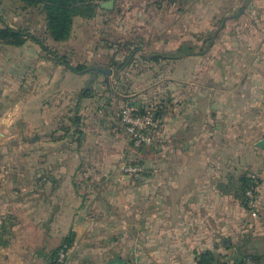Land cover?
<instances>
[{
	"label": "crops",
	"instance_id": "0c3cea01",
	"mask_svg": "<svg viewBox=\"0 0 264 264\" xmlns=\"http://www.w3.org/2000/svg\"><path fill=\"white\" fill-rule=\"evenodd\" d=\"M109 1L111 11L116 0ZM220 11L221 28L203 55L164 62L168 69L161 76L173 83L167 90L170 99L161 104L155 146L148 150L152 152L134 150L118 130L111 107L99 116L102 108H96L95 97H76L74 112L80 125H68L76 131L70 166L65 151L71 149L52 148L63 138L51 139L60 130L52 128L55 120L48 118L49 108L33 109L32 118L42 114L43 126H50L44 163L32 167L37 175L30 183L14 178L0 182V225L24 210L18 191L25 184L32 188L34 220L39 210L47 222L45 230H30L35 236L30 264L41 259L46 264V247H58L70 232L74 238L66 264L103 259L107 264L114 257L128 264H195L196 256L205 251L229 253L225 246L254 250L249 240L264 231V149L259 147L264 142V0H207L197 27L211 31ZM170 29L175 31L173 25ZM176 33L161 41L167 51L178 48ZM184 63L189 67L176 76L175 68ZM111 81L104 80L109 91L103 100L109 101L111 89L119 98L127 97L109 87ZM4 92L14 90L0 88V105L7 98L1 96ZM3 106L0 125L6 126L17 119L18 108L28 109L17 96ZM133 162L143 171L124 173L123 164ZM242 176L256 179L254 218L229 191L239 187ZM260 220L263 229L258 228ZM17 251L11 242L0 247V262L13 264Z\"/></svg>",
	"mask_w": 264,
	"mask_h": 264
},
{
	"label": "rangeland",
	"instance_id": "374dc122",
	"mask_svg": "<svg viewBox=\"0 0 264 264\" xmlns=\"http://www.w3.org/2000/svg\"><path fill=\"white\" fill-rule=\"evenodd\" d=\"M93 1L100 4L109 0ZM114 3L111 11L98 8L92 18H75L70 38L65 42L56 43L46 34L44 15L40 6H29L18 0H0V27L9 26L26 34L21 47L0 45V88L14 90L13 93H6L7 95L5 92L1 94L2 97L7 98L4 100L5 103H1L0 111L4 108L3 104L10 102L16 96L19 97L20 103L24 101V104L28 105V109L24 106L25 109L16 110L17 119L11 125H0V134H3L0 136V153L5 150V155L0 158V182L12 178L23 184L36 180L37 174L31 171L32 167L43 165V156L49 150V141L59 137L63 138V141L54 142L52 148L61 146L64 151L71 149L72 152L65 151L68 157L67 164L74 165L73 149L76 146L74 142L76 137L73 135V129L67 133L61 129L68 128L71 124L68 117L74 116L76 97L85 88L92 90L91 97H95L96 102L98 101L96 108H102L99 116H104V111H110L108 108L111 107L113 117L119 119L120 109L134 102L138 108L145 105L158 108L162 102L170 99L167 90L171 88L173 82L161 76L164 74L163 70L168 69L165 66L167 63L143 61L138 52L133 54L135 56H132L133 59L123 69L115 72L112 61L122 63L119 60L129 55L128 43L142 50V54L147 57L151 54H165L167 50L161 41L175 32L179 45L187 43L201 46L209 33H213L216 29L220 30L224 15L221 11L216 13L211 23L214 28L208 33L197 27V18L202 21L201 15L205 11L207 0L184 2L178 0L175 6H171L168 0H116ZM172 25L175 27L173 32L170 29ZM30 35L36 37L47 50L42 51L30 40ZM53 53L57 57L65 56L72 66L85 65L87 72L81 78L74 77L76 76L74 73L51 59ZM188 67L186 63L177 65L175 75L179 76L180 71ZM97 68L114 71V75L104 76L100 72H94ZM106 78L112 80L107 84L109 87L114 86V89L127 97L119 98L111 89V98L108 101L110 104L103 100L109 91L104 85ZM117 102H121L120 105ZM45 107L49 108L48 118L54 117L52 128L56 127L60 130L58 135H54L49 140L46 132H49L50 126H43V115L36 119L32 118L33 109L42 111ZM8 112L12 113L11 110ZM115 122L117 124L119 121ZM139 149L152 152L148 150L153 148ZM128 164L131 163L123 166ZM24 187L18 191V198L22 200L21 206L24 210H17L18 214L13 215L11 220L2 221L6 227L3 239L11 242V245L18 250L13 264L16 262L30 264V241L35 237L31 236L30 230H45L47 227L41 211L38 210L34 220L33 212L30 213L32 210L30 206L33 204L32 188L30 185L28 188L26 184ZM257 214L256 207L255 216L251 214L249 216L254 218ZM56 223L60 225V222ZM262 224L260 220L258 228L263 229ZM244 242L246 240L241 243ZM55 244L46 247V258L57 248ZM249 247H253L254 250L249 249L251 251L248 253L256 252L261 264H264V231H258L256 236L249 240ZM41 261L42 259L39 260V264H42ZM105 263L104 259L92 261V264Z\"/></svg>",
	"mask_w": 264,
	"mask_h": 264
},
{
	"label": "trees",
	"instance_id": "16d2710c",
	"mask_svg": "<svg viewBox=\"0 0 264 264\" xmlns=\"http://www.w3.org/2000/svg\"><path fill=\"white\" fill-rule=\"evenodd\" d=\"M22 3H25L29 6H40L43 11L44 20H45V31L47 36L56 43L65 42L70 38L73 21L75 18H85L89 19L92 18L96 10L99 8V4L94 2L93 0H18ZM169 2L176 3L178 0H168ZM183 2L186 0H182ZM210 32V31H209ZM208 32V33H209ZM216 29L213 33H209L208 37L202 42L201 46L192 45L187 43H181L176 50L167 51L165 54H151L150 56H146L142 54V50L137 47H133V44L128 43L127 48L129 50V55L124 56L119 60L122 63H117L116 61H112V66H114L115 72L123 69L127 63L133 59L132 56L134 53H138L141 55V59L143 61H150L153 63H160V62H171L176 61L178 59L184 57H190L194 55H203L207 51V49L214 43V40L217 38ZM26 36L25 32L15 30L9 26H2L0 27V45L11 46V47H21L24 44V37ZM30 40L35 43L37 46L40 47L42 51H46L47 48L34 36H29ZM117 53V52H116ZM53 61L65 67L70 72L76 75H83L87 72V67L83 64H79L77 66H72L65 56L57 57L56 54H52ZM116 56V55H115ZM92 90L85 88L82 90L79 95L78 99H87L91 97ZM131 104V103H130ZM129 104V105H130ZM127 105V104H126ZM134 105V104H132ZM138 108L135 112L136 114H141L142 108ZM79 110V105L76 107V111ZM76 113V114H75ZM78 112H74V116L69 120L71 123L70 127L75 128L80 125V118L77 115ZM119 116V113H118ZM163 116V108L160 105L158 108L156 107V118L160 122ZM120 122V118L118 119ZM120 124V123H119ZM70 127L62 128L61 130L65 133L70 131ZM121 129L123 130V126L120 124ZM124 132V131H123ZM76 131L73 132L75 135ZM76 137V136H75ZM76 139V138H75ZM75 141V140H74ZM132 165V164H131ZM138 165V164H137ZM239 187L236 189L229 188L233 191V195L236 199L240 201L243 205L244 209L248 211V199L246 197V191L250 188H253V194H255L256 188V179L255 183L251 177L242 176L239 178ZM5 225H0V247H6L9 244V241L3 239L5 234ZM74 235L70 232L67 236L64 237L62 243L51 252L48 258V262L46 264H58V254L60 251H65L66 255L69 251L70 247L73 244ZM224 244V242H223ZM226 245V244H224ZM217 248V247H216ZM227 250H230L229 253L223 255L218 253L215 250L212 251H205L200 253L195 258V264H228L229 260H232L235 264H240L244 262L246 259H249L251 262L256 264H261L260 257L257 256V253L254 252L253 254L248 253L243 246H225ZM64 264V263H63Z\"/></svg>",
	"mask_w": 264,
	"mask_h": 264
},
{
	"label": "built area",
	"instance_id": "2783aa9c",
	"mask_svg": "<svg viewBox=\"0 0 264 264\" xmlns=\"http://www.w3.org/2000/svg\"><path fill=\"white\" fill-rule=\"evenodd\" d=\"M138 110L137 104L125 105L119 111L120 123L123 126V131L129 144L137 148H153L155 146L154 132L159 127V121L156 118V108L152 105H145L141 108V114L135 113ZM143 171L139 165H124L123 172L129 175H137ZM255 183V177L250 176ZM248 199V213L255 216L256 212V197L253 194V188L246 191ZM66 259L65 251H60L58 254V264H63ZM228 264H235L229 260ZM240 264H256L246 259Z\"/></svg>",
	"mask_w": 264,
	"mask_h": 264
},
{
	"label": "water",
	"instance_id": "95a60500",
	"mask_svg": "<svg viewBox=\"0 0 264 264\" xmlns=\"http://www.w3.org/2000/svg\"><path fill=\"white\" fill-rule=\"evenodd\" d=\"M100 8L105 9V10H110L112 8V1H106L103 2L100 5ZM94 72H100L101 74H103L104 76H108L110 75L112 72L111 70L108 69H102V68H97L94 70ZM260 148L264 149V142L262 144L259 145ZM107 264H128L127 262L122 261L121 259H119L118 257H114L112 260H110Z\"/></svg>",
	"mask_w": 264,
	"mask_h": 264
}]
</instances>
